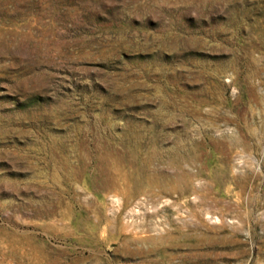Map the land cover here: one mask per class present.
I'll list each match as a JSON object with an SVG mask.
<instances>
[{"label":"rangeland","instance_id":"rangeland-1","mask_svg":"<svg viewBox=\"0 0 264 264\" xmlns=\"http://www.w3.org/2000/svg\"><path fill=\"white\" fill-rule=\"evenodd\" d=\"M0 264H264V0H0Z\"/></svg>","mask_w":264,"mask_h":264}]
</instances>
